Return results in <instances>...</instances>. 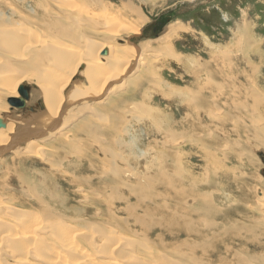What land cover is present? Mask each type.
<instances>
[{"label":"rangeland","instance_id":"1","mask_svg":"<svg viewBox=\"0 0 264 264\" xmlns=\"http://www.w3.org/2000/svg\"><path fill=\"white\" fill-rule=\"evenodd\" d=\"M127 44L143 65L136 50L117 110L85 72ZM69 57L78 93L96 100L40 123L32 136L55 129L30 137L34 153L42 90L72 72ZM4 81L20 84L16 99L28 88L27 107L9 104ZM0 84V118L21 135L0 152V264H264V0H0Z\"/></svg>","mask_w":264,"mask_h":264},{"label":"bare ground","instance_id":"2","mask_svg":"<svg viewBox=\"0 0 264 264\" xmlns=\"http://www.w3.org/2000/svg\"><path fill=\"white\" fill-rule=\"evenodd\" d=\"M98 2V1H97ZM96 1L94 2V1H92L91 3H93V4H96V5H98L99 7L98 8H101V6H103V5H99L98 3H97ZM102 9V8H101ZM100 9V10H101ZM104 10V9H103ZM142 23H143V21H141V19L139 20V21H137V25H138V28H136V29H133L132 31L130 30V31H127V30H129L126 26H124V25H122L119 29L120 30H125V31H127V32H129V33H132V34H135V35H139L140 33H141V31H142V27H143V25H142ZM142 25V26H141ZM171 27H174V26H170L169 28H168V31H167V34H166V36H165V38H168V37H170L172 34H174V33H176L178 30H180V29H178V26L177 27H174L175 29H171ZM55 28L57 29V28H59L60 29V25L59 24H56L55 25ZM20 29H22V28H18L17 30H20ZM63 32L66 34V30H63ZM119 32V31H118ZM2 35H6L5 33H3ZM14 37V36H13ZM12 37V38H13ZM244 38V37H243ZM76 39H78V37L76 36ZM18 40V39H17ZM14 41V40H13ZM16 41V40H15ZM169 41H170V39H169ZM21 41H18V42H16L17 44L18 43H20ZM13 43V42H12ZM128 43V42H127ZM129 44V43H128ZM126 45L125 47H120V48H114L113 49V53L111 54L110 52L108 53V51H104L103 53H102V55H105L104 57H106L107 55V57L106 58H108V60H106V59H103V62H105V60L107 61V63H104V64H101V59L98 57L96 60H95V62L94 63H92V64H89V62H87L88 63V65H87V70H86V72H85V74H86V80H87V82H88V85H89V89L91 90V91H93L94 90V92H96L95 94H98L96 97L98 98H100V96L101 97H103L102 99H104V100H109V98L111 97V98H113L114 97V99H115V107H116V109L118 110L119 109V107H120V98H118L117 96H119V95H121V94H119V90L120 89H122V88H124V87H126L127 85H128V83H129V80H130V77H128L126 80H124L123 78H125L124 76L126 75V72H128V70H129V67H131V66H135L134 64H133V60H135V59H133L132 58V56L133 55H135L136 54V50H139L138 49V47H130V45ZM7 48H10V45H7L6 46ZM15 49H14V48ZM21 47V46H20ZM19 47V45H18V47L16 48L15 47V45L13 46H11V50L10 51H12V54H14V53H17V54H22V52H21V50H17V49H19L20 48ZM28 48V47H27ZM165 48V47H164ZM254 48V47H253ZM59 49H60V47H59ZM250 49V48H249ZM248 49V50H249ZM67 50V49H66ZM166 50V49H165ZM250 51V50H249ZM8 52V51H7ZM61 52L63 53V50L61 49ZM67 52H65V54H66ZM139 53H140V50L138 51V55H139ZM64 54V55H65ZM68 54V53H67ZM141 54V53H140ZM168 55H169V58L170 59H174V60H178L179 62L180 61H183L184 62V60L182 59V57H180L179 55H178V53L177 52H172V49H170L169 48V51H168ZM22 56V55H21ZM67 56V55H66ZM71 57H72V55H70ZM94 55H92V57H93ZM167 56V55H166ZM71 57H69L68 58V60H67V63H65V64H67V68L69 69V70H72V72L69 74V73H65L66 74V76L65 77H61L60 76V74L57 76V78H56V76L55 77H53V79H50V83H48V84H50V87H48L47 89H44L45 91H43L42 90V93L44 94V96H43V98H44V100H45V107H46V114H47V117H46V119H44V120H42V121H40L39 123H37L38 125H34L33 127H31V130H28V134H27V136H26V138H25V140H27V141H25L24 143H27L26 145H25V147H29V148H32V150H33V152L34 153H38V152H42V150H44V149H42L41 148V146L39 145V143L38 144H36V146L37 145H39V147L37 148V149H39V150H37L36 149V146H34V144L32 145V143H34V141H31V138L30 137H33L34 135H36V136H38L39 134L40 135H44V136H47V135H45L46 133L48 134V132H51L52 130H54L55 129V127L54 126H52L51 127V129H48V131H40V132H36L33 136H32V132H35V131H39L41 128H40V126L41 125H39L40 123L42 124V123H44L45 124V126L47 125L46 124V121H48L49 119H51V117L52 118H55V121L57 122V124L56 123H54L55 121H52L54 124H56V126H58V123H60V121L63 119V117H64V113L68 110V108L71 106L70 104L72 103V102H77V101H80L82 104H87V101H85V100H89L90 98H91V100L93 101V100H96V99H93V97H90V96H86V98L84 99V93L86 92V91H88V90H86L85 92H80V93H78L80 90H78L77 89V83H75L74 81H72L73 80V76H74V74L76 73V71L77 70H75L76 68L75 67H73L74 68V70H73V68L71 67L72 65V63H70V62H73V61H71L70 60V58ZM131 58L133 59L132 61H131ZM110 59H111V61H110ZM143 62V60H141L140 59V55H139V60L137 61V64H138V62ZM119 63V68H121L122 67V69L120 70L121 72H123V73H121L120 71H114L113 69H112V63H114V64H116V63ZM201 62V61H200ZM74 63V62H73ZM132 63V64H131ZM134 63H135V61H134ZM141 65H143L142 63H140ZM140 64H138V66L140 65ZM31 65V64H30ZM36 65H37V67H38V65L39 64H37L36 63ZM62 65V64H61ZM128 65V66H127ZM140 65V66H141ZM152 65V64H151ZM192 65H196L197 66V68H196V70L200 67L199 66V62L197 61V63H196V60L195 59H193V60H191V66ZM254 65V64H253ZM66 66V65H65ZM75 66V65H74ZM139 66V67H140ZM146 66V65H145ZM184 66V65H183ZM203 66V65H202ZM61 67V66H60ZM59 67V68H60ZM132 68V67H131ZM137 68V67H136ZM147 68V67H146ZM205 68V67H204ZM138 69V68H137ZM201 68H199L198 70H200ZM58 70H60V69H58ZM133 70V69H132ZM195 70V71H196ZM197 70V71H198ZM202 70V69H201ZM205 69H203V71H204ZM222 70V69H221ZM140 71V70H139ZM187 71H191L190 69H188ZM195 71H193V72H195ZM63 72V71H62ZM119 72V73H118ZM155 72V71H154ZM153 72V73H154ZM200 72V71H199ZM121 73V74H120ZM190 73V72H189ZM198 73V72H197ZM207 73V72H206ZM114 74H116L117 76H114ZM157 74V73H156ZM205 74V73H204ZM155 75V74H154ZM193 76H195L194 74H192ZM208 75H210V71H209V73H208ZM208 75H206L207 77H208ZM220 75V74H219ZM62 76H64V75H62ZM139 76H143V75H139ZM200 76V75H199ZM159 77V76H158ZM198 77V76H197ZM46 78V77H45ZM76 79V78H75ZM139 79V78H138ZM141 79V78H140ZM159 79V78H158ZM199 79V78H198ZM209 79L211 80V78L209 77ZM254 80H255V78H253ZM261 79V78H260ZM47 80V79H46ZM133 80V79H132ZM212 81V80H211ZM134 82V84L137 82V81H133ZM133 82H131L130 84H131V87H134V84H133ZM164 82V81H163ZM214 82V81H213ZM255 82V81H254ZM44 83V82H43ZM139 83V82H138ZM256 83V82H255ZM258 83V82H257ZM3 86L2 87H4L5 88V93L7 94V95H9L10 97H13V98H10V99H16V94H15V92L18 90V86L20 85L18 82L16 83L15 81H12V82H10V81H4L3 82ZM129 84V85H130ZM215 84V83H214ZM1 85V84H0ZM77 85V86H76ZM160 85V84H159ZM159 85H156L155 87H157V89H159L160 87H159ZM170 84H168V86H169ZM161 86V88H160V90L161 89H164V90H166V91H169L170 93H171V98L172 97H178L179 99H181V100H188V98L189 97H191V95H193V94H191V95H188L190 92L188 91H186V92H184V90H182V89H179V88H176V87H169L168 89L166 88V87H164V86H162V85H160ZM167 86V87H168ZM218 86H220V85H218ZM21 87H25V86H21ZM20 87V88H21ZM70 87H72V89H73V92L72 93H70L71 92V90H70V92L69 93H67L68 91H69V89H70ZM220 87H222V86H220ZM20 88H19V90H20ZM78 88H80V87H78ZM251 88V87H250ZM3 89V88H2ZM141 89V88H140ZM220 89V88H219ZM135 90H136V88H135ZM253 90V89H252ZM91 91H89V92H87L86 94L87 95H90V92ZM137 91V90H136ZM211 91V90H210ZM224 92V91H223ZM249 92H250V90H249ZM28 93H29V90H28ZM75 93H78V94H75ZM132 93H133V91H132ZM195 93V92H194ZM135 94V93H134ZM222 94V93H221ZM73 95H77V96H73ZM82 95V96H81ZM117 95V96H116ZM123 95H125V94H123ZM188 95V96H187ZM216 95V94H215ZM247 95V94H246ZM92 96V95H91ZM122 96V95H121ZM187 97V98H186ZM193 97V96H192ZM191 97V98H192ZM198 96H196V98H197ZM27 98V99H26ZM128 98V97H127ZM194 98V97H193ZM192 98V99H193ZM205 98V97H204ZM22 99H24V107L23 108H25V107H27L28 105H27V100L29 99V94H28V96H25V97H23L22 96V94H20V92H19V96H18V99H16V100H22ZM74 99V100H73ZM98 102H101V101H98ZM184 102V101H183ZM66 103V106L64 105ZM97 103V102H96ZM116 105H118V106H116ZM123 105V104H122ZM149 105V104H148ZM63 106L64 107H66V110H65V112H63L62 111V108H63ZM91 105H85L84 106V109H82V110H87V109H89L90 110V108H86V107H90ZM108 106H111V105H108ZM114 106V105H113ZM15 108H22V107H20V106H16ZM264 108V107H263ZM11 113H14V112H11ZM68 114V113H67ZM14 115V114H13ZM152 115H154V114H152ZM18 116V115H17ZM2 117V116H1ZM13 118V117H12ZM8 119V118H7ZM153 119H155V117H153ZM0 120L2 121V123H3V127H0V149L1 148H5L6 149V147H8L7 148V150L6 151H4L5 149H1V153H8L12 148L14 149V147H15V145L19 142V138H21L18 134V130H16V126L14 125V123H12V124H7L2 118H0ZM156 120V119H155ZM243 120V119H242ZM50 122H51V120H50ZM62 122H64V121H62ZM157 123V122H156ZM44 124H42V126L44 125ZM53 124V125H54ZM17 125V124H16ZM158 125V124H157ZM20 126V125H19ZM41 126V127H42ZM22 128H24L23 126H21ZM38 127V128H37ZM160 127V126H159ZM159 127H156L157 129H161V128H159ZM37 128V129H36ZM40 128V129H39ZM74 128V127H73ZM72 128V129H73ZM43 129H46V128H43ZM63 130V129H62ZM59 132V131H58ZM73 132V131H72ZM18 133V134H17ZM65 135V134H64ZM56 136V135H55ZM42 137V136H41ZM52 137V136H51ZM51 137H50V139H51ZM58 137V136H57ZM56 137V138H57ZM46 138V137H45ZM53 139H54V137H52ZM23 142V141H22ZM20 143V142H19ZM18 143V144H19ZM43 146V145H42ZM45 147V146H44ZM16 149V148H15ZM46 150V149H45ZM4 151V152H3ZM14 151V150H13ZM12 152V151H11ZM2 154H0V156H1ZM41 155V154H40ZM5 157V156H4ZM36 157H37V155H36ZM40 157V156H39ZM1 158H3V157H1ZM53 196V195H52ZM3 207V206H2ZM33 217V216H32ZM31 229V228H30ZM36 229H38V228H36ZM33 229H31V231H32ZM17 231V230H16ZM36 231L37 230H35V231H33L34 232V234L36 233ZM39 231V230H38ZM28 232H30V230L28 231ZM18 233V232H17ZM20 234H21V232H20ZM39 234V233H38ZM8 235H10V234H8ZM26 235V234H25ZM30 235V234H29ZM19 236H21V235H19ZM31 236V235H30ZM74 236L75 235H73V236H69L68 238H66L67 240L64 242V243H67L68 245H71L72 243H73V239H74ZM11 237H14V236H11ZM29 237V236H28ZM31 237H33V236H31ZM16 238V237H15ZM25 238H27V237H25ZM33 238H36V237H33ZM6 239V238H5ZM13 238H11V240H12ZM17 239H20V238H17ZM8 241H10V239L8 240ZM30 242H32L31 240H30ZM73 245V244H72ZM69 247V246H68ZM67 248V247H66ZM71 248V247H70ZM69 249V248H68ZM74 249V248H73ZM75 250V249H74ZM73 250V251H74ZM75 251H77V250H75ZM51 252V251H50ZM57 252H53L52 253V260L51 261H53L54 260V258H56V256H57ZM77 254V253H76ZM83 254V253H82ZM59 255V254H58ZM78 255V254H77ZM58 258H60V260H58V262L56 263V262H52V263H54V264H62V263H64L65 261L63 260L64 259V257L62 258L61 256H57ZM88 259V258H87ZM66 260V262H67V259H65ZM84 261H86V260H84ZM86 263V262H85ZM88 263V262H87ZM65 264H67V263H65Z\"/></svg>","mask_w":264,"mask_h":264},{"label":"water","instance_id":"3","mask_svg":"<svg viewBox=\"0 0 264 264\" xmlns=\"http://www.w3.org/2000/svg\"><path fill=\"white\" fill-rule=\"evenodd\" d=\"M19 92H20V94H22L23 97L28 96V94H29L27 87H21L20 90H19ZM24 103H25L24 102V99H22V100H16V99L9 100V104L12 105L13 107L20 106V107L23 108L25 106ZM3 126L4 125H3L2 121L0 120V127H3ZM7 148L8 147H6V149L4 151H6Z\"/></svg>","mask_w":264,"mask_h":264},{"label":"trees","instance_id":"4","mask_svg":"<svg viewBox=\"0 0 264 264\" xmlns=\"http://www.w3.org/2000/svg\"><path fill=\"white\" fill-rule=\"evenodd\" d=\"M168 21H165V25H166V23H167ZM164 23H162V25H163Z\"/></svg>","mask_w":264,"mask_h":264},{"label":"crops","instance_id":"5","mask_svg":"<svg viewBox=\"0 0 264 264\" xmlns=\"http://www.w3.org/2000/svg\"><path fill=\"white\" fill-rule=\"evenodd\" d=\"M179 27V26H178Z\"/></svg>","mask_w":264,"mask_h":264}]
</instances>
